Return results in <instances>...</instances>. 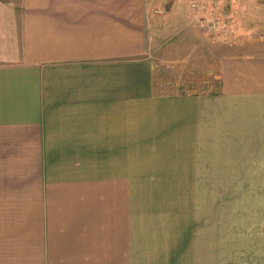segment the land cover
I'll return each instance as SVG.
<instances>
[{"label": "crops", "instance_id": "crops-1", "mask_svg": "<svg viewBox=\"0 0 264 264\" xmlns=\"http://www.w3.org/2000/svg\"><path fill=\"white\" fill-rule=\"evenodd\" d=\"M235 1L213 36L193 0H0V264H264V209L134 193L167 189L146 167L193 178V152L264 175V10ZM158 43L217 84L155 85Z\"/></svg>", "mask_w": 264, "mask_h": 264}, {"label": "rangeland", "instance_id": "rangeland-1", "mask_svg": "<svg viewBox=\"0 0 264 264\" xmlns=\"http://www.w3.org/2000/svg\"><path fill=\"white\" fill-rule=\"evenodd\" d=\"M193 22L201 25L208 21L219 23L217 30H206L215 36L217 32L223 31L227 20L232 22L231 11L234 0H193ZM199 7H198V6ZM211 6L210 8H208ZM264 10V0L253 5ZM196 13V14H195ZM195 14V15H194ZM194 17H197L194 19ZM159 43L152 46L150 53L156 61L160 76H155V85H163L167 92L186 93L193 90L198 82L199 86L216 85V77L205 81V70L200 69L199 63L193 61V53L186 45L185 50H175L167 55H162ZM191 59V60H190ZM197 64V65H196ZM161 79H160V78ZM169 93L165 95H170ZM204 153V152H203ZM193 152V178L187 174L159 173L149 174L152 170L159 168H144L136 174L140 182L145 181V186L150 187L154 179L165 180V190H137L134 191L135 198L139 203L138 207L149 208H170L181 207L183 209L193 208L194 211H206L208 209H264V175L263 174H206L205 158L196 157ZM167 167L166 169H168ZM184 169V167H183ZM145 172V173H142ZM196 215V213H193Z\"/></svg>", "mask_w": 264, "mask_h": 264}, {"label": "built area", "instance_id": "built-area-1", "mask_svg": "<svg viewBox=\"0 0 264 264\" xmlns=\"http://www.w3.org/2000/svg\"><path fill=\"white\" fill-rule=\"evenodd\" d=\"M203 27H205L206 28V30L208 29V30H212V29H216L217 30V27H220L219 26V23H214L213 21H208L207 22V24H205V26L204 25H202Z\"/></svg>", "mask_w": 264, "mask_h": 264}]
</instances>
